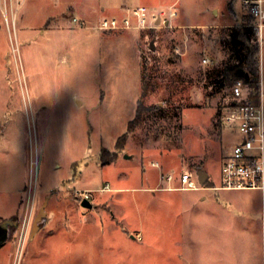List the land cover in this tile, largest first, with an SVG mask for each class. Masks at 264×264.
Masks as SVG:
<instances>
[{
  "label": "rangeland",
  "instance_id": "rangeland-1",
  "mask_svg": "<svg viewBox=\"0 0 264 264\" xmlns=\"http://www.w3.org/2000/svg\"><path fill=\"white\" fill-rule=\"evenodd\" d=\"M57 1L65 3L68 14L62 22L46 20L37 29L41 14ZM18 4L0 0V99L9 101L6 113L13 114L7 144L16 143L23 155L25 190L0 208L4 214L17 208L18 217L16 224L10 220L8 234L14 235L0 249L1 264H50L45 257L28 260L30 230L26 238H21V230L29 217L31 229L46 200L40 201L44 187L52 189L67 175L70 189H91L72 190L77 203L89 192V200L95 194L112 211L107 205L96 209L95 204L87 209L96 227H88L83 236L86 254L77 262L60 264L257 261L258 231H262L258 191L223 190L215 197L217 192L208 190H153L157 182L166 184L151 167L154 163L161 172L175 173L207 167L220 178L221 158L236 138L220 120L232 85L220 73L239 61L229 34L247 22L241 0H23ZM138 5L155 10L175 6L178 17L167 29L91 27L103 17ZM14 8L15 21L10 15ZM73 17L84 25L72 22ZM249 33L250 44L258 48L259 82L260 76L264 82V36L260 45L258 36ZM205 57L213 65H204ZM136 85L144 93L143 104L154 108L143 114L141 124L117 151L115 142L133 118ZM103 149L116 152V159L102 164ZM105 184L110 191L99 193ZM208 194L213 199H200ZM245 227L249 234L243 232ZM41 238L38 234L33 242Z\"/></svg>",
  "mask_w": 264,
  "mask_h": 264
},
{
  "label": "built area",
  "instance_id": "built-area-1",
  "mask_svg": "<svg viewBox=\"0 0 264 264\" xmlns=\"http://www.w3.org/2000/svg\"><path fill=\"white\" fill-rule=\"evenodd\" d=\"M17 1L18 6L23 2ZM241 10L247 18L244 26L258 36L261 45L264 36V0H241ZM177 16L175 6L155 10L138 5L124 8L120 15L103 17L91 27L98 31L167 29L173 27ZM71 21L84 25L82 20L75 17ZM202 63L211 66L213 60L205 57ZM259 86L256 101L252 99L249 82L237 79L230 87V100L223 108L220 120L236 134V138L221 160L219 182L210 187L212 190H253L264 194V93L261 79ZM160 180L165 182L166 187L159 185L158 189L196 191L203 188L197 175L187 169L177 173L161 172ZM106 189L108 185L101 191ZM88 193H83L85 200H89ZM30 219L22 227L21 238H26L29 230L31 232ZM136 238L140 239V236L136 235Z\"/></svg>",
  "mask_w": 264,
  "mask_h": 264
},
{
  "label": "crops",
  "instance_id": "crops-1",
  "mask_svg": "<svg viewBox=\"0 0 264 264\" xmlns=\"http://www.w3.org/2000/svg\"><path fill=\"white\" fill-rule=\"evenodd\" d=\"M64 2H54L47 6V10L41 14L39 20L36 24L37 29L42 28V24L49 20H57L59 22L63 21V17L68 14L64 9ZM20 8L17 7L16 11ZM177 9V8H176ZM1 10V7H0ZM15 8L11 10L10 15L14 18L16 16ZM119 10L118 13H120ZM58 13L59 16H58ZM116 15V14H114ZM178 17V16H177ZM71 19V18H70ZM262 45V44H261ZM261 48V46H260ZM261 65V64H260ZM261 80L262 77L260 76ZM263 82V80H262ZM137 86V100L140 97V87ZM264 88V82H263ZM262 88V89H263ZM9 101L0 99V208H4V201L7 199H11L13 195H18L21 191L25 190L24 182L21 181V173L23 169L22 163V153L19 152V147L17 144H7L8 139L10 138V130H11V118H13V114H7V107ZM78 105H82V101L77 100ZM136 109V107H135ZM135 112V111H134ZM134 115V114H133ZM9 116V118L7 117ZM15 116V113H14ZM228 151V150H227ZM226 151V152H227ZM226 154V153H225ZM224 154V155H225ZM223 155V157H224ZM222 157V158H223ZM221 158V160H222ZM74 164V163H73ZM151 167H155L161 173L160 167L154 163H151ZM143 171L145 169L143 168ZM199 181L203 185V188L196 191H214L217 192L215 197H220L218 192L210 189L211 186L218 184L219 179L212 175L209 169L201 168L195 172ZM69 175L60 178L56 183L51 186L52 189L44 187V192L41 196L40 201L46 200L42 204L39 209V212L42 210L44 215L41 217L40 221L37 223V230L34 233L32 238L30 239V256L28 260L37 261L39 258L45 257L50 264H60L61 262H77L84 257L86 254V237H83L85 231L93 229L96 227V219L91 217V214L87 212L92 209L93 205H96V209L102 208L103 205H107L109 207V211H112V208L108 204H103L100 198H94L95 194L92 195V199L88 200L91 204L90 208H85L81 206V202L77 203V201L72 197V190H77L78 188L67 187L65 183L69 181ZM108 185V184H105ZM103 185V186H105ZM160 185V184H159ZM158 182L155 185L156 187L153 190L158 191H178V190H166V189H158ZM102 188V187H101ZM100 188V191H101ZM136 189V188H133ZM130 189V190H133ZM78 190H88V188H79ZM99 190V189H98ZM110 191L109 185L108 189L102 190L99 193H104ZM117 191H121L123 189H116ZM92 192V191H91ZM92 192V193H97ZM201 200H209L213 199L211 194L202 195L200 197ZM83 201V200H82ZM88 209V210H87ZM17 208L12 209L10 213H2L0 211V227L6 231V240L8 237V226L10 220L15 217V213ZM38 212V213H39ZM115 218V217H114ZM258 221L261 222L262 231L259 233L258 231V254H255V257H258V260H251L246 264H263L264 263V194L258 191ZM89 225V226H88ZM244 233L249 234L248 228H243ZM42 236V238L33 242L37 235ZM139 235V233L135 234ZM137 239V238H136ZM5 240V241H6ZM4 241V242H5ZM0 244V249L2 245ZM254 257V258H255ZM1 264V259H0ZM238 264V263H235Z\"/></svg>",
  "mask_w": 264,
  "mask_h": 264
},
{
  "label": "trees",
  "instance_id": "trees-1",
  "mask_svg": "<svg viewBox=\"0 0 264 264\" xmlns=\"http://www.w3.org/2000/svg\"><path fill=\"white\" fill-rule=\"evenodd\" d=\"M250 31L252 32V30L247 27L232 28L229 34V41L237 50V53L239 54V61L236 64L227 67L220 74L226 76L227 85L232 84L237 79H242L246 82H249L252 89V99L253 101H256L255 99L257 97V92H259V72L257 63L258 48L257 45L250 44ZM143 96L144 93L142 91L139 99L137 100L133 118L127 122L125 132L121 134L115 142V149L117 151L123 148L127 137L141 124L143 114L151 111L154 108L153 106H145L143 104ZM100 159L102 164L111 163L116 159V152H108L107 150L103 149L101 150ZM17 218V216L13 217L11 219L12 223L16 224ZM12 235L9 234L7 240H11L13 237Z\"/></svg>",
  "mask_w": 264,
  "mask_h": 264
},
{
  "label": "water",
  "instance_id": "water-1",
  "mask_svg": "<svg viewBox=\"0 0 264 264\" xmlns=\"http://www.w3.org/2000/svg\"><path fill=\"white\" fill-rule=\"evenodd\" d=\"M127 157V156H126ZM129 158V157H127ZM202 182V181H201ZM81 206L82 207H85V208H90L91 207V204L89 203L88 200H83L81 202ZM44 215L43 211L41 210L38 215L36 216V218L33 220V223H32V228H31V232H30V235H29V238H32L34 233L36 232L37 230V223L38 221H40L41 217ZM6 240V231L0 227V244L3 243L4 241Z\"/></svg>",
  "mask_w": 264,
  "mask_h": 264
}]
</instances>
